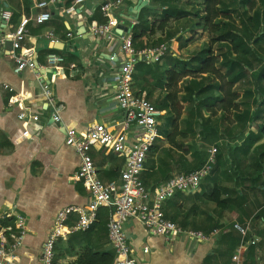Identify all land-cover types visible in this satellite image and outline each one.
<instances>
[{"label":"crops","instance_id":"obj_1","mask_svg":"<svg viewBox=\"0 0 264 264\" xmlns=\"http://www.w3.org/2000/svg\"><path fill=\"white\" fill-rule=\"evenodd\" d=\"M1 1L14 15L10 25L13 28L19 25L22 17L38 13L33 6L30 16H26L22 7L19 8L21 0ZM140 1H123L118 25L111 31L112 40L109 41L91 31L92 24H99L100 0H87L75 14L65 17L54 13L51 21L43 26L31 22L21 48L36 53L40 79L30 70L15 74V64L10 58L13 52L11 43L7 41L0 46V241L3 239L7 248L15 244L12 236L18 235V218L24 221L26 234L14 251L17 264H41L43 245L57 215L66 208H86L90 202V191L74 180L80 167V157L67 145L63 125L53 122L52 107L43 97L41 84L50 85L54 101L64 107L61 113L63 124L77 133L93 126L121 131L122 114L116 105L114 92L127 55L121 51L120 37L130 34L128 19L131 9ZM16 2L19 6L15 5ZM58 8H66L65 0H59ZM119 26L123 27L119 29L122 35L118 32ZM8 31L10 29L4 28L0 36H6ZM48 32H54V43L48 39ZM68 33L72 34L71 38ZM206 34L199 32L193 37L188 30L183 32V39L191 42L182 46L178 53L188 56V49L198 36L203 39ZM161 35L157 34L156 39ZM208 42L209 38L206 45ZM173 44L174 41L171 46ZM51 53L65 58L61 66L64 73L57 75L56 70L48 66L47 56ZM169 53L173 58L177 57L174 50ZM169 53L160 62L163 69L174 64L168 57ZM70 66L75 68L71 70ZM41 71L45 74L42 75ZM220 84L223 85L222 80ZM237 87L231 90V94L236 92L237 99L230 107L226 102L229 89L225 88L222 94L216 92L221 100L224 96L226 108L215 109L221 116L218 121L214 118L211 121L224 136L214 147L221 149L223 157L231 159L214 171L212 178L205 179L198 192L188 196L177 194L164 205V210L174 212L180 205L178 200L186 197L180 216H188L189 229L188 226L183 229L176 225L185 232L198 233L206 239L192 240L175 235L167 240L152 236L140 224L127 223L125 229L137 264H264V139L255 140L252 145L248 144V148L240 149L250 134L258 135L260 123L239 122L237 108L240 113L244 109V91H236ZM143 94L147 96L146 92ZM158 96L159 92H155L152 100L156 101ZM22 113L27 117L23 121L19 120ZM239 131L242 134H238ZM91 156L98 178L103 183L119 180L126 162L124 157L98 147L91 150ZM176 173L169 172L172 176ZM146 185L150 187L151 184ZM214 189L219 190L222 204L210 199ZM172 201L173 207L169 204ZM75 218L78 221L75 214L69 217V229L76 225ZM236 225L245 226L247 234L243 236ZM71 242L75 249L80 247L79 240ZM109 248L107 244L106 249ZM145 249L148 253H144ZM75 259L74 253L66 258L67 261Z\"/></svg>","mask_w":264,"mask_h":264},{"label":"built area","instance_id":"obj_2","mask_svg":"<svg viewBox=\"0 0 264 264\" xmlns=\"http://www.w3.org/2000/svg\"><path fill=\"white\" fill-rule=\"evenodd\" d=\"M87 0H76L73 5L63 10L58 8L59 0H44L35 3L37 14L31 17H22L16 28L11 27L13 14L6 6L0 11V32L10 29L6 36H0V46L7 41L11 43L13 52L10 58L15 64L14 73L22 74L26 70L33 71L40 79L41 74L36 63V53L32 50L22 49L31 22L37 26L49 23L54 13L62 17L75 14L79 7ZM124 0H100L98 10L107 19L104 25L92 24L91 31L95 36L106 41L112 40V30L118 25L117 19L121 16L120 7ZM138 16L131 14L129 32L120 37L121 51L127 55L123 63L120 81L114 92V99L122 114L121 131L112 130L106 126H93L82 133L64 125L61 113L64 107L54 101L49 84H41L43 97L52 107V120L63 125L66 131V143L73 148L80 157V167L75 175V181L82 183L90 191V202L86 208H66L61 211L54 222L53 228L47 237L40 257L41 264H54L55 244L59 240L65 241L77 232L88 230L97 222V215L103 209L110 210V219L107 224L108 244L115 254L113 264H137L135 251L129 244L125 226L127 223L142 225L154 237L171 239L175 235H183L192 240H205L198 233L185 232L176 224L168 221L163 212L166 202L176 194L192 195L199 191L202 182L213 173L216 164L218 149L212 147L207 151V161L203 167L195 172L174 175L171 179L153 187L145 186L142 174L146 170L148 155L151 149L160 140L159 119L163 112L155 107L145 94L137 95L133 89V74L138 63H160L169 52L170 47L162 44L149 50L135 51L131 45V30L139 24ZM48 39L54 43V32L47 33ZM68 37H72L68 33ZM19 51L20 53H16ZM48 66L56 70V74L64 73L61 66L65 58L54 53L47 56ZM75 67L70 66L73 70ZM27 117L24 113L19 115L23 121ZM105 148L114 154L126 159L125 166L120 172L117 182L103 183L98 178L97 170L91 156L93 148ZM77 215L78 221L74 228L69 229L67 222L71 215ZM18 235L12 236L15 241L10 248L5 246V241H0V264H17L18 259L14 254L17 245L26 234L24 221L18 218ZM235 228L245 236L247 228L236 225ZM148 253V249L144 250Z\"/></svg>","mask_w":264,"mask_h":264},{"label":"trees","instance_id":"obj_3","mask_svg":"<svg viewBox=\"0 0 264 264\" xmlns=\"http://www.w3.org/2000/svg\"><path fill=\"white\" fill-rule=\"evenodd\" d=\"M39 1L44 0H21L20 6L18 3L15 5L22 7L23 13L30 16V10L35 2ZM75 1L65 0L66 8L71 7ZM251 1L150 0L149 5L139 13V24L131 30V45L135 51L153 49L162 44L170 47L174 41L169 52L174 50L177 57L173 58L168 52V57L174 62L173 66L163 69L160 63H138L135 66L132 86L139 96L146 92L149 101L155 92H159L157 105H154L172 116L171 121L176 113L181 116L179 94H184L186 104L188 103L185 108L188 114L186 122L195 121L198 133L193 134V139L198 138L202 144L192 155L194 164L188 166L185 174L195 172L205 165L208 155L207 151L205 156L202 154L204 145H217L224 138L211 124V117L214 116L212 112L215 109L226 108L224 96L223 100L216 96V92L222 94L225 88L229 89L226 101L229 107L237 99L236 94H231L232 88L238 86L236 91H244V109L240 113L237 108L239 122L248 120L253 125L260 123L257 126L258 135L250 134L240 149L248 148V144L252 145L255 140L264 139V0H258L260 8L252 15L249 10H245L250 7ZM252 6H255V2L252 3L251 9ZM4 7L5 3L0 0V11ZM99 14V24H106L107 19L101 15L100 10ZM172 24L178 26L172 27ZM61 27L64 28L62 25ZM187 30L193 37L199 32H207L210 42L192 56L183 58L178 51L191 42L184 40L181 35ZM159 33L162 35L156 39ZM217 49L218 56L214 54ZM251 59L260 64L259 69H253ZM221 80L223 85L220 84ZM181 82L184 83L182 90L179 89ZM226 96L227 93L225 98ZM238 134L242 132L239 131ZM230 159L223 157L221 149H218L213 171L226 165ZM220 196L219 190L214 189L210 199L214 203L222 204ZM185 198L178 200L181 202L174 212L169 213L166 208L164 210L168 221L184 228L187 226L179 218ZM173 203L174 201L170 202V206L173 207ZM109 217L110 210L103 209L97 215V222L88 230L71 234L66 244L59 240L55 244L54 264H113L115 254L111 248L106 249ZM74 222L76 224L77 218ZM74 239L80 241V247L77 249L71 242ZM71 253L76 254V259L67 261L66 258Z\"/></svg>","mask_w":264,"mask_h":264},{"label":"rangeland","instance_id":"obj_4","mask_svg":"<svg viewBox=\"0 0 264 264\" xmlns=\"http://www.w3.org/2000/svg\"><path fill=\"white\" fill-rule=\"evenodd\" d=\"M253 2H255V6H252L253 8L251 9V5ZM251 5H249L250 7H246L245 10H249L252 15L255 11L259 10L260 3L258 0H252ZM207 37L210 39V35L208 33L203 39H199L198 36V38L195 40L196 42H194L191 48L188 49L187 52L188 56L182 55V57L187 58L190 56L189 53L193 54L205 48L206 47L205 41L208 40ZM214 54L219 55L218 49L216 50V52H214ZM251 62L253 69H259L260 64L258 62L253 61L252 59ZM184 83L182 84V86L179 87L180 90H182ZM183 96L184 94L181 92V94H179V98H180L179 103L181 104L182 107L181 116L176 113L173 116L174 119L171 121L170 119H172V116H169L168 113L164 110L163 117L159 119V123L161 124L159 127L160 140H158L156 144L153 146V148L155 149L156 147V149L154 151H152L153 148L151 149V152L149 153L147 159L146 170L142 174L143 182L145 179L147 184H151L150 187L155 186L152 184L157 185L159 183L165 182L171 179L174 175L185 174L184 172L186 171L188 166L194 164L192 155L202 146L198 138L193 139V134L198 133V130L195 129V121L192 122L190 121L189 123L186 122V119L188 118V114L185 108L188 107V103L186 104L185 98ZM150 101L153 104L157 105V102L154 99ZM218 110L212 112V115L214 116L211 117V121L213 118H214L213 120L216 121L220 119L221 115H219ZM215 116H217L216 119ZM223 118L224 116H222V119ZM214 146L216 145L213 144L204 145L205 150H202V154L205 156L206 151H208L210 148ZM218 168H220V166ZM171 171H177V173L173 174L172 176L169 174V172ZM213 173L209 176L210 178L214 176ZM146 183L144 182L145 186H147ZM163 212H164V206H163ZM169 213H170V209H169ZM179 220L184 222L186 226H188L187 229H189L190 223L188 220V216L186 217L180 216ZM179 226L182 227V225Z\"/></svg>","mask_w":264,"mask_h":264},{"label":"water","instance_id":"obj_5","mask_svg":"<svg viewBox=\"0 0 264 264\" xmlns=\"http://www.w3.org/2000/svg\"><path fill=\"white\" fill-rule=\"evenodd\" d=\"M148 1L149 0H141L136 7L131 9V14L134 16H137L141 12V10L148 5ZM121 28H123V27L119 26L118 30ZM118 32H120V34L122 35V32L120 30ZM37 67H38V65H37ZM41 73L43 75V74H45V71H41Z\"/></svg>","mask_w":264,"mask_h":264}]
</instances>
